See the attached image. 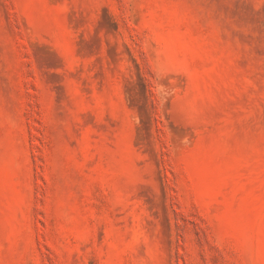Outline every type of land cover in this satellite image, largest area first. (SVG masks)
<instances>
[{
    "label": "rangeland",
    "instance_id": "rangeland-1",
    "mask_svg": "<svg viewBox=\"0 0 264 264\" xmlns=\"http://www.w3.org/2000/svg\"><path fill=\"white\" fill-rule=\"evenodd\" d=\"M0 264H264V0H0Z\"/></svg>",
    "mask_w": 264,
    "mask_h": 264
}]
</instances>
